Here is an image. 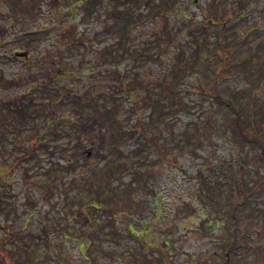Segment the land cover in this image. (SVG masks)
<instances>
[{
	"label": "rangeland",
	"instance_id": "1",
	"mask_svg": "<svg viewBox=\"0 0 264 264\" xmlns=\"http://www.w3.org/2000/svg\"><path fill=\"white\" fill-rule=\"evenodd\" d=\"M7 1L14 17L6 11ZM71 1L0 0V111H25L39 134L31 149L33 128L12 135L0 126L5 144L0 149V194L6 201L0 206V226L9 229L0 228V237L6 247L26 245L30 254L24 264H86L87 258L89 264H182L186 257L223 264V245L231 243L223 242L230 222L227 211L232 210L237 217L233 253L239 257L233 264H264V181L245 203L241 192L226 200L223 192L212 201L200 199L238 173L248 188L264 172L258 147L237 141L227 127L233 115L207 93L216 87L235 109H243L248 137L264 143V0H177L133 30L131 50L123 56L116 37L107 34L116 22L102 12L113 0H97L99 16L92 12L69 31L61 13ZM143 2L138 1V8ZM204 14H218L228 26L225 60L213 52L218 51L215 37L223 24L202 19ZM34 29L38 37L23 36ZM16 50H26V57L15 56ZM54 61H60L57 67ZM174 64L179 70L171 71ZM118 70L141 90V123L148 136L164 144L182 138L173 148V164L159 159L152 143L135 134L122 141L121 155L130 156H121L110 148L119 134L110 135L107 119L88 112L96 111L91 103H111L116 96L122 117L134 122ZM175 81L180 83L173 98L167 86ZM154 103L157 108L151 111ZM21 155L24 161L14 165L13 156ZM119 158L128 169L143 173L145 182L138 174L116 169L123 165ZM199 171L210 187L201 184ZM7 172L11 176L5 179ZM215 178L222 182H213ZM87 186L93 190L88 192ZM89 198L99 209L86 219L79 212ZM112 213L115 217L108 218ZM105 219L115 221L114 230ZM140 221L149 228L143 237L126 231V224L139 229ZM208 224L215 226L211 230Z\"/></svg>",
	"mask_w": 264,
	"mask_h": 264
},
{
	"label": "trees",
	"instance_id": "2",
	"mask_svg": "<svg viewBox=\"0 0 264 264\" xmlns=\"http://www.w3.org/2000/svg\"><path fill=\"white\" fill-rule=\"evenodd\" d=\"M138 1H140V0H113L111 3V6H108V7L106 6L104 11H102L104 13V15H106L108 17L110 16V21L116 22V24L113 27H108L110 31H108L109 33H107V32L106 33L107 34L112 33L111 35L116 37L115 38L116 45L122 51L121 56H123L124 54H128V52H130V50H131L132 45H130V43H131V39L133 36L132 32H134L133 30L137 29L144 22L153 19L157 15H160L165 9H167V7L169 8L173 5H176L177 0H159L158 2H154L155 0L154 1L143 0L144 1L142 3L143 5L140 8H138ZM98 3L99 2L97 0H72L71 2L65 3L66 4L65 9L61 13V15H63V19L65 21L64 29L70 31L71 28L73 29L77 25V23H83L82 19L85 18L86 15L91 14L92 12H93L92 16H94V17L99 16L100 10L97 9V7H96ZM6 5H7L6 11L8 12V14L13 15L12 14L13 8L11 7L12 4H10V2L7 1ZM78 6H81L80 9L83 10L82 13H81V11H78V9H79V8H77ZM90 6L93 7L94 10ZM87 8H88V10H87V14H86L84 12V10H86ZM142 8L144 9V11L142 10ZM58 13H59V9L55 12V14L57 15ZM78 14H80L81 17L77 19ZM13 17H14V15H13ZM202 19H208L210 21L215 20V22L219 26H221V24H223L219 28V31L216 32V37H215L216 46L218 47V51L213 50V52L216 53L215 55H218L220 58L224 59L223 52L226 50L225 49V46H226L225 36L227 35L228 26L225 25L224 21L221 20L222 18H220L218 14L214 15L212 17L206 16V14H204ZM198 25H200V24L198 23ZM112 28H114V30H112ZM36 32H37L36 30L35 31H28V32H25V34L23 36H28L30 38L38 37L39 34ZM1 40H2V37H0V41ZM87 40H89V39H87ZM95 41H97V38L95 39ZM88 42H89V45L92 44L91 38ZM27 43L28 42H24L25 45H27ZM57 45L59 47H62L64 45V41L61 43H57ZM125 56H127V55H125ZM116 60L117 59H115L114 61H116ZM179 60H178V62L180 63ZM59 62L60 61H54L53 62L54 66L57 67V64ZM116 64H118V65H116V68L119 69V62L116 61ZM179 66H180L179 64H174L173 67H171L170 69H171V71L172 70L173 71L179 70ZM57 69L59 70V68H57ZM0 72H2L1 69H0ZM119 72H120L118 74L119 80H120V83L122 84V86L124 88V91H126L127 102L130 103L131 108L134 110V113L136 114V116L133 119L134 122H131L129 119H125V117H122L121 113L119 112L121 102L119 101V99L116 96H114V97L117 99L112 98L111 103H109L105 100L100 105H96L95 103H91L92 104L91 109L96 110V111H88V112H91L90 114H92V116L96 115L98 117H101V119H107V122H109L110 123L109 125L111 126L110 135L111 134L113 135L115 133L119 134L118 136L120 138H118V142L114 143V144H110V146H111L110 148L116 149L120 155H121L120 151H121V149H123L122 148V144H123L122 141L135 134V135H138L142 139V142H146L148 144L152 143L153 148L156 150V153H157L159 159L170 161L173 164V162H175V160H174L175 154H174L173 148L176 144L179 143V141L182 138L178 137L177 139L173 140L172 143L164 144V143L159 142L158 139L155 138L154 136L153 137L148 136L147 131L143 126V123H141V118H142V112H141L142 107L141 106H142V103H140V101L144 100L140 96L141 90L140 91L136 90L132 84H129L128 78L125 76V74L122 71H119ZM53 74H54V76H56L55 70L53 71ZM0 77H3V73L2 74L0 73ZM177 82H179V81H175L174 83H170L167 86V88L170 90L169 95L172 96L173 98H175V95L178 93L179 84H177ZM197 88L199 89V91L201 93H204L206 91L203 87L197 86ZM207 93L213 95L214 100L217 103L228 108V110L233 115L231 117V120L227 123V127L231 130L233 136L237 139V141L242 142V143H250V144L257 146L258 149L260 150L259 154L261 155L262 158H264V143H262L258 138L248 137L247 132L242 125V112L244 110L243 109L242 110L235 109L233 104H232L233 102L227 98H222L218 94L216 87H212L211 89L207 90ZM177 99H178L177 103L182 104V100H180L179 98H177ZM156 101L158 102L157 99H156ZM173 102L175 103L176 100L174 99ZM100 106H101V108H99ZM15 108H17V111H7V112L0 111V126L3 124L2 128L4 129V127H5V129H8L9 132H12V135L20 134L23 127L24 128H27V127L33 128L32 129L33 132L30 133L31 135H29L30 137H29V141H28L29 146L32 149V147H33L31 144V142H33L32 139L36 136H39L38 130L35 129V127H34V126H36L37 123L36 122L34 123V121H33L34 125H33V123H32V125L28 124V120H26V118H25L26 112L25 111H19L18 107H13V109H15ZM155 108H157L156 103H154L152 109L151 108L150 109L152 111V110H155ZM3 118L8 123H3V121H2ZM52 120H56V119H52ZM79 122H80L79 123V129L82 131L81 134H85L87 132V131H85V129H86L85 124L82 123L81 120ZM191 124L195 125L194 122H192ZM76 134H77V138H78V140H77L78 145L79 146L83 145L82 144L83 139H81L79 132H76ZM0 135H1L0 136V149L3 150L5 148V144L3 142L4 137L2 136L3 133L0 132ZM13 139L16 140L14 136H13ZM87 139H89V136H87ZM139 149H142V148L140 147ZM145 150H146V148H145ZM130 154H131V152H126L125 155H121V156L128 158L130 156ZM23 155L18 156V157L13 156V158H12V162L14 161L13 164L15 165L18 160L24 161ZM6 160L7 159L4 160V165H5V163L7 164ZM118 161L121 162V164H123V165L116 167V169L121 167L120 172L127 171L129 174H138L139 179H142V181L145 182V179H143V173L140 174L135 169H128L126 167V165H127L126 161H124L123 158H119ZM69 162H70V159L67 158L65 161V164H69ZM119 162H118V164L120 165ZM174 166H178V164L174 163ZM70 170L71 169L68 168V171H70ZM108 174H110V173H108ZM197 174L200 177V179L199 178L198 179L200 180L201 184H207L208 187L211 186V184L209 183L210 180L207 179L206 177H203L200 171L197 172ZM138 175H134V176H138ZM9 176H11V173L7 172L5 174V179H7ZM235 180H237V181H235ZM215 181H219L220 183L222 182V180L219 178H215V180H213V182H215ZM261 181H264V172H262L260 175L258 174L255 178H253V183L250 186H248V188H245V186L243 185L242 175L240 173H238L237 177L231 178L229 181L224 182L223 184L221 183L218 189L213 188V189H210L207 193H203V195L201 194L202 196L200 197V199H201V202H203V200H204L203 197H206V198L210 199L209 201H212L213 195H215V194L218 195L219 193L223 192L224 196H225V200H226V198L229 197L231 193L241 192V195L244 199L243 202L245 203L248 201L249 195L252 194L253 191L257 190L256 187L258 186V184H260L259 182H261ZM224 186H225V188H223ZM87 188H88V192L93 190L92 187H90V186H87ZM126 193L128 196L131 194L130 188L127 190ZM81 197H84V195ZM2 202L6 203V201H4V200L2 201L1 194H0V206H1ZM78 202L81 203V201H78ZM104 206H106V205H101L102 208ZM81 208L82 209L80 210L79 213L81 216L85 217L86 219L88 217V213H91L92 210L97 211L99 209V207L96 204L90 202V198L83 203ZM89 209H91V210L87 211ZM84 210H86V211H84ZM227 213H229V215H230V222L227 224L228 225L227 227H228V236L231 238L230 239L231 243L229 245H227L226 247L222 243L221 244L223 245V248H224L223 252H233V250H235V247H233V243L235 241V233H236L235 220L237 217L232 210H230V211L228 210ZM197 216H199L200 218H201V216L204 217V213L201 211L197 214ZM114 217H115V215H114V213H112L109 215L108 218L113 219ZM92 219L94 221H96V223L99 222L98 217L93 216ZM105 220L107 221L106 224L109 226V230H114L115 229V221L114 220H108V219H105ZM145 226H146V221H140L139 229L133 228L131 224H128V225L126 224V231H128L130 234H133V235L136 234L137 237L141 238V237H143L144 233L147 230H149V228H147ZM208 226H210L211 230H212L215 225L214 224H210V225L208 224ZM0 228L4 229L3 232H6L8 229L6 225H2V226H0ZM147 242H150V240H148ZM83 243L84 242H82V244ZM164 243L167 244L166 241ZM224 244L226 245V243H224ZM20 249L22 251H24V254H25L24 257L20 256V254H19L21 252ZM29 254H30V252H29V249L26 247V245H19L18 248L11 250L10 248L6 247V244L4 243L3 238L0 237V258H1L0 264H17L18 261H20V260L26 261V260H28ZM88 260H89V258L86 259V261H87L86 264H89ZM165 262H166V264H173L172 262H168L167 260Z\"/></svg>",
	"mask_w": 264,
	"mask_h": 264
},
{
	"label": "flooded vegetation",
	"instance_id": "3",
	"mask_svg": "<svg viewBox=\"0 0 264 264\" xmlns=\"http://www.w3.org/2000/svg\"><path fill=\"white\" fill-rule=\"evenodd\" d=\"M230 237L229 236H226L225 239H224V243H227V242H230ZM233 258H239L237 257L236 254H234L233 252H225L221 258V262L224 264H233L235 261H233ZM23 264L24 262L21 261ZM182 264H204L202 258H188L186 257L185 259H182L180 261ZM215 262H213L212 264H214ZM176 264H179V263H176ZM236 264V263H235Z\"/></svg>",
	"mask_w": 264,
	"mask_h": 264
},
{
	"label": "water",
	"instance_id": "4",
	"mask_svg": "<svg viewBox=\"0 0 264 264\" xmlns=\"http://www.w3.org/2000/svg\"><path fill=\"white\" fill-rule=\"evenodd\" d=\"M16 56H26L25 52H16L15 53Z\"/></svg>",
	"mask_w": 264,
	"mask_h": 264
}]
</instances>
